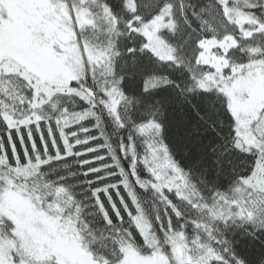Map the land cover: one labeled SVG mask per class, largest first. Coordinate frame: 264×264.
Here are the masks:
<instances>
[{
  "label": "snow or ice",
  "instance_id": "6c2138e0",
  "mask_svg": "<svg viewBox=\"0 0 264 264\" xmlns=\"http://www.w3.org/2000/svg\"><path fill=\"white\" fill-rule=\"evenodd\" d=\"M241 229L264 230V0H0V264H264Z\"/></svg>",
  "mask_w": 264,
  "mask_h": 264
},
{
  "label": "trees",
  "instance_id": "16d2710c",
  "mask_svg": "<svg viewBox=\"0 0 264 264\" xmlns=\"http://www.w3.org/2000/svg\"><path fill=\"white\" fill-rule=\"evenodd\" d=\"M193 3L197 4L199 6L203 3V0H192ZM129 58V63H130ZM143 66L145 70H148L152 67H154L151 60H147L144 57H141L139 60L138 67ZM129 71H132L131 68H129ZM162 71H165L166 73L171 74L175 78H179V71L171 68H165L162 69ZM131 84L134 85L132 87V91L139 93L142 91V81L136 77L131 81ZM178 99V98H177ZM184 111L188 113L189 117L191 119H196L194 113H192L191 109L187 104L183 106ZM171 109H176V112H173ZM177 112H179V108H177L175 100H173L172 105L170 107V114L168 119V129H167V141L170 145L173 146L174 150L177 152V158L181 160V163H183L186 167L190 166L195 157V150H192L191 156H185L183 149L187 146L185 144V141L182 136V128L178 126V116ZM105 126L108 129L109 132H115V128L112 125L110 119L106 116L105 117ZM115 139V136L113 137ZM145 209L149 214L151 215L152 212L161 211L160 202L155 200V198H152L148 201V203H145L144 205ZM251 231V229H249ZM227 238L232 240L233 247L239 252V254L246 259H252L260 250L261 247L264 246V230H257L255 236H250L245 233H243V230H234L230 231L227 234Z\"/></svg>",
  "mask_w": 264,
  "mask_h": 264
}]
</instances>
